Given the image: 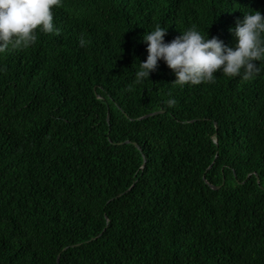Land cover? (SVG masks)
Instances as JSON below:
<instances>
[{
	"label": "trees",
	"instance_id": "obj_1",
	"mask_svg": "<svg viewBox=\"0 0 264 264\" xmlns=\"http://www.w3.org/2000/svg\"><path fill=\"white\" fill-rule=\"evenodd\" d=\"M255 9L63 0L59 32L0 54V264H264V71L180 87L161 60L135 82L157 24L235 47Z\"/></svg>",
	"mask_w": 264,
	"mask_h": 264
},
{
	"label": "clouds",
	"instance_id": "obj_2",
	"mask_svg": "<svg viewBox=\"0 0 264 264\" xmlns=\"http://www.w3.org/2000/svg\"><path fill=\"white\" fill-rule=\"evenodd\" d=\"M63 0H0V54L9 50L27 49L37 40V31L59 32L54 22V7ZM208 29V28H207ZM238 38L235 47L229 46L218 36L205 35L192 25L173 40L166 41L168 27L157 24L147 31L143 41L148 42V56L140 61L135 71V82L144 83L165 61L176 74L174 84L199 85L214 82L217 71L230 77L240 76L247 81L264 71V11L245 12L230 29ZM81 45L86 41L81 38ZM175 106V97L165 101Z\"/></svg>",
	"mask_w": 264,
	"mask_h": 264
},
{
	"label": "water",
	"instance_id": "obj_3",
	"mask_svg": "<svg viewBox=\"0 0 264 264\" xmlns=\"http://www.w3.org/2000/svg\"><path fill=\"white\" fill-rule=\"evenodd\" d=\"M159 112H161V110L160 111H154V112L148 113V114L142 116V118H145V117H148V116H152V115L157 114ZM215 141L217 142V139H215ZM127 142H130V140H127ZM136 145L140 148V145L138 143H136ZM144 158H145V161H144V165H145L146 164V161H147V158L145 156H144ZM204 179L207 181L206 175H204ZM211 187L216 188V189H219L221 186L220 185H213V184H211ZM67 248L68 247H65V249H67ZM59 257H60V255H59ZM58 260H59V258H58Z\"/></svg>",
	"mask_w": 264,
	"mask_h": 264
}]
</instances>
